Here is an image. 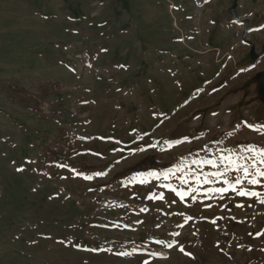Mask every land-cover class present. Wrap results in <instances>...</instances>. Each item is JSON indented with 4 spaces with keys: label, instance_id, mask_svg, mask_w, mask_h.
<instances>
[{
    "label": "rangeland",
    "instance_id": "1",
    "mask_svg": "<svg viewBox=\"0 0 264 264\" xmlns=\"http://www.w3.org/2000/svg\"><path fill=\"white\" fill-rule=\"evenodd\" d=\"M256 3L243 21L254 28L252 55L264 56V0ZM107 30L108 0H0V264H264V177L229 188L243 179L239 164L264 171L246 151L264 150L261 75L247 101H209L216 108L180 129L179 143L111 149L115 135L99 133L115 126L114 78L87 60L111 44L93 33ZM229 156L234 165L221 163Z\"/></svg>",
    "mask_w": 264,
    "mask_h": 264
},
{
    "label": "crops",
    "instance_id": "2",
    "mask_svg": "<svg viewBox=\"0 0 264 264\" xmlns=\"http://www.w3.org/2000/svg\"><path fill=\"white\" fill-rule=\"evenodd\" d=\"M242 1L108 0L110 31L93 33L111 37V44L87 57L101 77L110 71L114 78L116 115L111 110L108 119L115 126L107 124L99 134L115 135L118 146L106 147L120 151L161 138L174 145L180 129L216 108L207 106L216 104L217 95L248 100L247 86L264 70L257 66L264 56L252 55L254 28L243 21L258 14L256 0H249L255 6L248 11ZM258 89L262 97L260 79ZM85 120L91 115L74 124Z\"/></svg>",
    "mask_w": 264,
    "mask_h": 264
},
{
    "label": "snow or ice",
    "instance_id": "3",
    "mask_svg": "<svg viewBox=\"0 0 264 264\" xmlns=\"http://www.w3.org/2000/svg\"><path fill=\"white\" fill-rule=\"evenodd\" d=\"M246 151L249 152V153H252L255 157H258L259 158V163L261 165H264V150H257L255 147H248L246 149ZM224 160L228 161L229 166H232V165L235 164V161L232 159L231 156L222 158L221 163H223ZM194 163H195V161H194ZM203 163L211 164L213 167H216V163L213 160H205V161H203ZM250 168L251 169H255L254 174L250 173V171H249ZM237 170H242L243 171V179L237 178L236 181H235V184H229V188L232 191H237L236 185H240L244 181H247L248 183L255 185V184L259 183V181H258V179L256 177H264V171H261L260 168L257 167V164L255 162L250 164V165H247V166L244 165V164H239V165H237ZM224 174L225 173H223V172L209 173V174H207L205 176V179H204L203 182L205 184L210 182L208 180V178H207L208 175L216 176L217 178H219L220 176H223ZM250 175L252 176L251 179H249ZM165 179H167V176H165ZM181 183H187V181L186 180H182ZM197 183H199V177H197ZM224 183L228 184L229 182L227 180H225ZM229 188H217V189H212L211 191L224 193V192L229 191ZM171 190L174 191V192L176 191L175 189H171ZM191 191L195 192V191H197V189L193 188ZM177 195H180L181 198H183L185 193H179L178 192ZM237 195H239V196H258L259 194L255 193V192H246L244 190H240V191L237 192ZM261 203H264V200H261ZM238 206H240V205H238ZM213 223H215V221H213ZM124 254L127 255V253H124Z\"/></svg>",
    "mask_w": 264,
    "mask_h": 264
},
{
    "label": "trees",
    "instance_id": "4",
    "mask_svg": "<svg viewBox=\"0 0 264 264\" xmlns=\"http://www.w3.org/2000/svg\"><path fill=\"white\" fill-rule=\"evenodd\" d=\"M52 155H53V161L55 164L57 165H64L65 164V155L63 154V152H60L58 150H53L51 151Z\"/></svg>",
    "mask_w": 264,
    "mask_h": 264
},
{
    "label": "water",
    "instance_id": "5",
    "mask_svg": "<svg viewBox=\"0 0 264 264\" xmlns=\"http://www.w3.org/2000/svg\"><path fill=\"white\" fill-rule=\"evenodd\" d=\"M261 53L264 54V42H263V45L261 47ZM261 76H260V79H261V84H262V87L264 88V71L261 72Z\"/></svg>",
    "mask_w": 264,
    "mask_h": 264
}]
</instances>
